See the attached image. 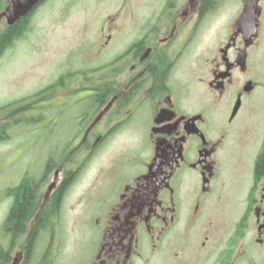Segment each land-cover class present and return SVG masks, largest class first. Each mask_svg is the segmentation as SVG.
Masks as SVG:
<instances>
[{
    "label": "flooded vegetation",
    "instance_id": "af4514ba",
    "mask_svg": "<svg viewBox=\"0 0 264 264\" xmlns=\"http://www.w3.org/2000/svg\"><path fill=\"white\" fill-rule=\"evenodd\" d=\"M133 2L36 84L29 117L16 107L17 136L51 149L20 177L0 264H238L248 228L264 244V0ZM90 161L92 187L70 191ZM225 163L248 178L226 197Z\"/></svg>",
    "mask_w": 264,
    "mask_h": 264
},
{
    "label": "rangeland",
    "instance_id": "374dc122",
    "mask_svg": "<svg viewBox=\"0 0 264 264\" xmlns=\"http://www.w3.org/2000/svg\"><path fill=\"white\" fill-rule=\"evenodd\" d=\"M6 1L0 0L1 9ZM132 1L46 0L31 16L28 31L0 55V242L12 205L13 197L9 193L14 189L20 190L29 182L25 180L22 184L20 177L24 172L35 178L41 175L44 154L51 149V143L48 145L45 142H36L32 133L22 131L17 136L16 107L19 104L24 105L22 110L26 112L23 116L29 117L27 109L30 103L26 99L31 96L36 84L49 77L60 61L78 60V57L70 56L71 50L76 49L82 39H86L88 43L93 42L98 18L113 12L128 13L127 11L135 9L140 12V3L134 8L136 1L131 5ZM3 30L4 24L0 26V35ZM5 133L6 138L2 137ZM92 162L86 165L87 169L70 191L79 193L92 187ZM233 165L232 168L231 165L224 164L219 191L225 197L229 193L242 191L244 182L246 184L248 181L246 174L237 170L236 166L239 164ZM215 215L217 220H214L211 235L213 239L223 240L231 235L234 227L220 224L225 210L216 209ZM251 230L247 229L245 237L235 250L238 264L264 263V244L259 245L250 237ZM231 254L232 250L229 251V257ZM189 260L188 257L187 261Z\"/></svg>",
    "mask_w": 264,
    "mask_h": 264
},
{
    "label": "trees",
    "instance_id": "16d2710c",
    "mask_svg": "<svg viewBox=\"0 0 264 264\" xmlns=\"http://www.w3.org/2000/svg\"><path fill=\"white\" fill-rule=\"evenodd\" d=\"M9 1H6V5ZM2 7L0 6V11ZM30 16L24 17L18 20L13 26L5 27V30L0 35V55L3 51L10 48L18 39H20L30 28ZM1 136V135H0ZM2 137H7V133L2 135ZM3 139V138H2ZM33 185L28 182L20 190L16 189L11 191L9 194L13 197L11 210L9 211L7 217V223L4 228V233L10 235V237L16 236V229H19L22 225V219L25 214V208L30 202V191H32ZM17 204V205H16ZM7 252L3 251L0 253V262L4 260L7 256Z\"/></svg>",
    "mask_w": 264,
    "mask_h": 264
},
{
    "label": "water",
    "instance_id": "95a60500",
    "mask_svg": "<svg viewBox=\"0 0 264 264\" xmlns=\"http://www.w3.org/2000/svg\"><path fill=\"white\" fill-rule=\"evenodd\" d=\"M41 0H10L11 6L0 13L2 21L8 26L14 25L21 18L26 17Z\"/></svg>",
    "mask_w": 264,
    "mask_h": 264
}]
</instances>
